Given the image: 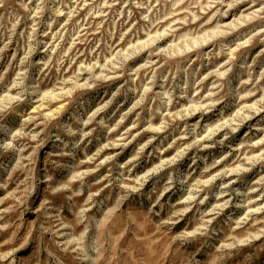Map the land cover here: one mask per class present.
Listing matches in <instances>:
<instances>
[{"label":"rangeland","instance_id":"1","mask_svg":"<svg viewBox=\"0 0 264 264\" xmlns=\"http://www.w3.org/2000/svg\"><path fill=\"white\" fill-rule=\"evenodd\" d=\"M0 264H264V0H0Z\"/></svg>","mask_w":264,"mask_h":264}]
</instances>
